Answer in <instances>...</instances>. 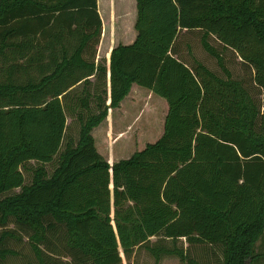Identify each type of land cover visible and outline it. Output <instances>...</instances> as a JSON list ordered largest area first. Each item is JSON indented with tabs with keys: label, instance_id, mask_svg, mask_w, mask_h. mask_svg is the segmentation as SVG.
<instances>
[{
	"label": "trees",
	"instance_id": "obj_1",
	"mask_svg": "<svg viewBox=\"0 0 264 264\" xmlns=\"http://www.w3.org/2000/svg\"><path fill=\"white\" fill-rule=\"evenodd\" d=\"M136 6V39L110 51L108 93L97 0H0V259L13 254L11 223L38 264H56L59 232L71 264H123L142 246L156 263L205 264L190 252L199 244L219 247L222 264L264 256V0ZM184 32L199 33L223 75L189 43L183 54ZM227 50L248 78L234 77ZM132 84L167 101L164 132L110 165L91 131Z\"/></svg>",
	"mask_w": 264,
	"mask_h": 264
},
{
	"label": "rangeland",
	"instance_id": "obj_2",
	"mask_svg": "<svg viewBox=\"0 0 264 264\" xmlns=\"http://www.w3.org/2000/svg\"><path fill=\"white\" fill-rule=\"evenodd\" d=\"M98 3V10H100L101 12L100 14L103 20V26L100 41L97 46L96 56L100 58L99 62L104 63L105 56H109L111 49L115 47L118 42L120 43L121 40H123L121 34V32H123L121 18L130 13V2L129 0H122L121 4L119 5V0H98ZM119 9L122 10L121 16L118 12ZM129 31L130 30L126 29L125 33L123 32L124 35H126ZM211 41L213 44L219 46L216 40L211 39ZM187 43L192 46V51L194 55L198 57V59L203 61L206 65H208L219 75H223V71L217 64L216 59L212 57L209 53H207L202 47L199 33L184 32L182 34L180 47L183 54H187L188 52ZM223 53L228 67L233 71L234 77L248 78V76L251 75V69L248 67V65L243 63L239 56H237L230 50L223 51ZM143 91L145 92H142L141 94L138 93L133 94L132 96L129 95L125 99L123 107L119 109L121 110L125 118V124H121V127L123 131L128 134L123 138H129V152L136 150L140 145L148 142V139H146L147 137H141V131H143V128L146 127V120L148 121L150 119V116H153V113H151L152 107L155 104V99L159 98L157 95L155 97L150 95V98L146 99L145 93H148V91L145 89H143ZM91 106L93 108V104ZM80 112H82L83 114L85 113L81 110ZM113 112L114 118L118 111L115 110ZM66 114V123L68 124L66 134H70L74 138H77L79 129L78 120L76 119L74 114H70L69 112H66ZM155 120L154 122L156 124ZM111 141L114 142L115 140L111 137L110 142ZM140 141L142 142V144H140ZM120 144H122V142H120ZM95 146L96 148H99V150L102 149V145L98 142ZM46 166L48 169H50L49 165ZM8 227L15 230L17 237L8 238L5 241V247L9 250H12L13 254L8 255L5 259H0V264H38L27 242V237L25 233L20 228L15 227L12 223L9 224ZM62 236L63 233L59 232L52 240V245L54 246L51 247L53 250H55L56 253L51 254V256L55 258L54 261L56 264H71V259L67 255L63 246ZM151 240L152 242H156L158 240V237H152ZM183 242L184 245L187 246L186 241L184 240ZM256 250L259 253H264V235L258 241ZM190 252L194 257H196L198 260L202 261L205 264H222V252L219 247L199 244L194 245ZM121 256L123 264H185L179 258L174 256H166L160 261V263H156L155 258L151 256V254L147 251L144 246L136 249L129 260L125 259L122 253ZM255 264H264V256L259 259V261Z\"/></svg>",
	"mask_w": 264,
	"mask_h": 264
},
{
	"label": "crops",
	"instance_id": "obj_3",
	"mask_svg": "<svg viewBox=\"0 0 264 264\" xmlns=\"http://www.w3.org/2000/svg\"><path fill=\"white\" fill-rule=\"evenodd\" d=\"M121 1L122 0H119V3H118L119 5L121 4ZM129 2H130V5H129L130 13L127 14L126 16H124L122 18L120 17V18L122 21V31L124 33H125L126 29H128L130 31L126 35H124V33L121 32L122 38H123V40H121V42H120L121 44H130L133 42V40L136 39V36H137V31L135 29V23H136V18H137L136 0H129ZM98 5H99V3L97 0V9H98ZM99 12H100V10H99ZM118 12L121 16L122 10L119 9ZM118 44H119V42H118ZM99 59L100 58L98 56H96V62H99ZM104 64L107 67L106 85H107V91L109 93V70H108V68H109V56H107V57L105 56ZM89 80L91 82H94L95 77L90 76ZM143 89L148 91V93H145L146 99H149L150 95H152L154 97L156 96L155 94H153L151 92V90L143 88V87L139 86L138 84H132L128 95L119 103V106L116 108H109L106 119L104 121H102L98 126L94 127L91 131V134L94 137L95 145H97V142L102 145L101 150H99V148H97L98 152L108 161V163L110 165L114 161H117L119 159L128 158L129 156H131L132 153H135L137 150L143 149L146 145V143L142 144V142L140 141L141 142L140 144H142V145H140L136 150L129 152V150H130V145L128 142L129 138L128 137L123 138V137L127 136L128 134H126L121 127V124H125L124 123L125 118H124V115L122 114L121 110H119L123 107V103L129 95L132 96L133 94H138V93L141 94L142 92H145V91H143ZM106 103L109 104V95L107 97ZM168 108H169L168 103L164 98L159 97V98L155 99V104L152 107V111H151V113H153V116H150V119L148 121L146 120V122H145L146 127H144L143 131H141V137L142 138L147 137L146 139H148V142H154L162 136V134L164 132V122H165L166 115L168 113ZM115 110H117L118 113L113 118V113H114L113 111H115ZM154 120L156 121V124H155ZM152 122H154V123H152ZM114 124L116 125V127ZM111 137H112V139L115 140L114 142H112V141L110 142ZM130 138H131V136H130ZM120 142H122V144H120ZM116 157H118V158H116ZM29 163L33 164L34 161L30 160ZM23 171H24L23 173L25 176V182H28L30 180L31 172H30V170H25L24 168H23ZM18 190H19L18 188L15 189V191H18Z\"/></svg>",
	"mask_w": 264,
	"mask_h": 264
}]
</instances>
